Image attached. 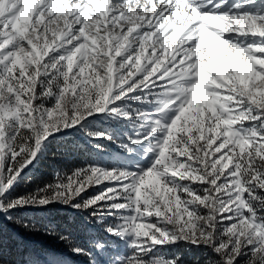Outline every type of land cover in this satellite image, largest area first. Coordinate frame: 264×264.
<instances>
[{
	"label": "snow or ice",
	"instance_id": "1",
	"mask_svg": "<svg viewBox=\"0 0 264 264\" xmlns=\"http://www.w3.org/2000/svg\"><path fill=\"white\" fill-rule=\"evenodd\" d=\"M50 158L73 163L37 182ZM4 222L22 264H264V0H0L11 264Z\"/></svg>",
	"mask_w": 264,
	"mask_h": 264
},
{
	"label": "rangeland",
	"instance_id": "2",
	"mask_svg": "<svg viewBox=\"0 0 264 264\" xmlns=\"http://www.w3.org/2000/svg\"><path fill=\"white\" fill-rule=\"evenodd\" d=\"M94 124L96 126L105 127V128L112 127V125H110L109 122L107 121H95ZM117 131L118 132L124 131V128L123 127L117 128ZM68 142L74 146L72 150L73 157L82 160V159L87 158L89 155H94L93 153H88L87 151L84 150L85 149L84 137L82 136L72 137ZM105 143H106V154L104 156L105 161H108L109 159H115L117 157L122 158L121 150H119L116 145L108 144L107 142ZM54 146L56 147V145ZM54 160L56 161L49 162L50 168L45 169V173L51 172L52 177L54 175V170L66 169L68 167H71L73 163L72 158H67L64 160H59V159H54ZM56 207L61 212L60 218H63L71 214V210L64 209L63 207L59 205H57ZM22 231L23 230L18 229L17 226L12 225L8 222H4L3 224V229H2L3 255H4L5 260L10 261L11 264H22V261L24 259L23 256L17 251L16 246L13 242V239L16 237V235H19L22 237L26 235ZM101 235H105V234L101 233ZM26 238L32 240L33 243L39 248L54 250L56 252L63 251L64 249V245L62 242L55 240L54 238H52L51 240L47 236H44L42 233H35V234H32L31 236H27ZM80 239L83 242H87V239H88L87 233H81ZM175 252H176L175 249H164V253L169 256ZM188 258L190 259V257ZM70 264H87V258L71 256Z\"/></svg>",
	"mask_w": 264,
	"mask_h": 264
},
{
	"label": "trees",
	"instance_id": "3",
	"mask_svg": "<svg viewBox=\"0 0 264 264\" xmlns=\"http://www.w3.org/2000/svg\"><path fill=\"white\" fill-rule=\"evenodd\" d=\"M50 161H56V160L51 159V158L50 159H46L41 165L38 166L37 169L33 170L32 175L34 176V178L36 179L37 182H39L40 180L47 181V180L52 179L51 172L45 173V169L46 168H50V166H49V162ZM26 188H27V185H22L20 187V189H18V191L21 194H23ZM51 214L54 217H57V218H60V216H61V212L58 210V208L56 206L51 209ZM48 238L52 240V237H48Z\"/></svg>",
	"mask_w": 264,
	"mask_h": 264
}]
</instances>
